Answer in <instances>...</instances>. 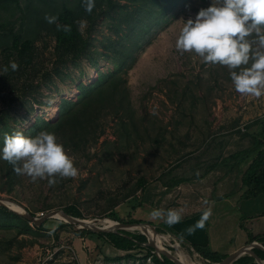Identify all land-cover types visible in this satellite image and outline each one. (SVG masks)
I'll list each match as a JSON object with an SVG mask.
<instances>
[{
	"label": "rangeland",
	"instance_id": "374dc122",
	"mask_svg": "<svg viewBox=\"0 0 264 264\" xmlns=\"http://www.w3.org/2000/svg\"><path fill=\"white\" fill-rule=\"evenodd\" d=\"M64 2L75 6L74 0ZM115 2L111 15L101 16L90 29L85 20L80 22L89 41L88 55L58 63L59 75L43 77L34 74V67L28 76L0 78V141L17 129L31 137L26 130L38 119H57L62 99L76 100L78 86L92 83L123 61L130 104L124 117L133 122L125 125L114 115L103 114V132L96 141L75 152L66 146L77 177L57 178L54 186L47 179L32 182L15 173L8 187L7 170L0 168V195L36 210L38 216L69 205L82 213L81 219L107 216L111 210L119 217L131 213L132 218L158 227L156 235L164 242L161 234L170 235L171 241L164 246L183 262L188 263V256L181 252H187L199 264H213L199 257L188 240L167 231L162 220L152 219L150 212L175 209L179 199L191 198V183L201 175L215 182L223 171L229 173L226 181L239 178L235 170H226L229 165L223 161L250 145L251 137L245 134L259 130L264 96L238 93L226 67L201 63L194 52L177 51L176 40L185 21L195 18L211 0ZM36 3L20 0L22 7ZM0 14L4 19L9 15L2 10ZM34 44L35 65L49 71L54 59L52 35H35ZM208 182L205 189L210 190ZM216 187V193L225 192L219 182ZM46 206L51 208L43 209ZM27 222L29 228L0 213V264H154L142 248L123 251L94 234L79 236L61 218L46 219L42 229ZM173 244L182 251L175 252Z\"/></svg>",
	"mask_w": 264,
	"mask_h": 264
},
{
	"label": "trees",
	"instance_id": "16d2710c",
	"mask_svg": "<svg viewBox=\"0 0 264 264\" xmlns=\"http://www.w3.org/2000/svg\"><path fill=\"white\" fill-rule=\"evenodd\" d=\"M36 1L37 3L34 5L30 6L26 4L25 7H22L20 0H0V12L2 10L4 13H9L7 19L2 18L0 14V69L2 71L3 68L8 67L6 73L2 71L0 75L1 79L11 80L16 75L28 76L30 74L29 69L34 70V67L36 69L34 74L41 73L43 77L45 75L51 76L52 74L59 75L58 63H64L67 60H74L83 55L84 57L88 55V48H90L89 41L80 28V22L85 20L90 29L101 16L111 15L116 6L115 0H95V8L89 14L84 9L83 0H74V7L68 6L64 0H59V3L63 1L61 5L57 3V0ZM15 12L18 13L14 14ZM46 14L57 15L58 23L71 25V32L58 31L56 24H49L44 19ZM43 32L46 35H52L54 40L51 51L54 56L53 67L49 71L45 70L42 65H35L36 45L34 44V38L35 35H41ZM12 60H15L19 64L17 71L11 70L9 62ZM124 62H121L114 70L100 74L92 83L78 86L76 100L62 99L59 115L54 122L38 119L26 132L31 133V137H34L41 130L54 132L57 137H63L58 140L60 142L64 141L65 148L67 146L71 151L75 152L85 149L90 141H96L101 135L103 132L101 120L103 114L110 113L119 118L120 122H124L125 125L127 124L125 122H133L131 117H124L127 111H130L127 77L125 75L126 71L123 69ZM115 63L117 64L118 62ZM7 76L9 77L6 78ZM258 129L254 134H245L251 137L249 147L227 156L235 161L232 168L238 169L241 183L246 187L243 194L244 198L256 197L260 194L264 195V119L258 123ZM65 140L68 142L66 143ZM0 142V149H2L3 140ZM0 162L2 163L0 168H6L7 170L8 178L6 183L10 187L14 183L16 176L13 166L3 159H0ZM242 162L245 165L244 168H240V166H243L241 165ZM141 179H138L140 186L143 185L140 182ZM133 198L138 202V205H142L138 197L133 195ZM50 208V206H46L43 209ZM63 210L74 217H82V213L74 206H65ZM30 212L36 214V210ZM0 213L16 218L22 223L23 227L29 228L27 220L11 212L6 207L0 206ZM107 216L126 223L142 222L141 220L132 218L131 213L119 217L117 212L111 210ZM163 226L167 231L177 235L174 228L166 224ZM42 227L43 225L39 227L35 226L34 228L42 229ZM156 229L158 232L160 231L158 227ZM120 232H100L87 229L75 230V233L79 236L94 234L114 248L123 251L142 248L154 264H174L164 256L159 258L153 252V248L147 245L148 240L145 235L125 230H121ZM257 238L261 239L260 236L255 235L249 236L248 240L252 241ZM169 244L171 245V243ZM173 245L176 247V251L181 249L176 244ZM191 246L202 258L211 263L218 262L226 256V254L214 251L204 244L191 243ZM253 251L264 260V250L257 248ZM188 259L192 260L189 256L185 258L187 262ZM233 264L258 263L252 256L244 254L235 260Z\"/></svg>",
	"mask_w": 264,
	"mask_h": 264
},
{
	"label": "clouds",
	"instance_id": "9594fccd",
	"mask_svg": "<svg viewBox=\"0 0 264 264\" xmlns=\"http://www.w3.org/2000/svg\"><path fill=\"white\" fill-rule=\"evenodd\" d=\"M83 6L91 14L95 0H83ZM44 19L56 24L58 31L72 30L71 25L58 23L57 15L46 14ZM175 47L181 54L194 52L201 63L226 67L238 93L254 98L264 96V0H211L195 18L185 21ZM9 64L12 71L19 69L15 60ZM2 71L6 73L8 67ZM0 159L11 164L17 175L27 176L32 182L47 179L49 186L57 184V178L78 175L74 159L63 143L47 130L39 131L34 137L19 129L5 133ZM202 203L206 207L200 219L186 229L189 235L202 230L212 216L210 202L205 199ZM150 216L172 227L182 221L183 212L156 208Z\"/></svg>",
	"mask_w": 264,
	"mask_h": 264
},
{
	"label": "crops",
	"instance_id": "0c3cea01",
	"mask_svg": "<svg viewBox=\"0 0 264 264\" xmlns=\"http://www.w3.org/2000/svg\"><path fill=\"white\" fill-rule=\"evenodd\" d=\"M247 147L249 146L244 149ZM223 162L229 165L226 170H235L239 174L238 169L232 168L235 164L234 160ZM243 162L240 168H244ZM228 174H224L223 171L217 177L219 185H223L225 191L223 193H216L217 182L213 181V178L204 179L201 175L194 183L191 181L194 186L190 192L192 197L186 201L184 198L179 199L175 205V209L182 210L183 219L174 225V230L179 238L186 239L190 243L208 245L212 250L226 255L252 241L257 242V247L253 250L257 248L264 250V195L244 198L246 187L240 182V175L239 178L234 177L226 181ZM208 180L212 183L210 190L205 189L209 184ZM205 199L210 202L212 216L202 230L198 229L194 234L189 235L186 229L200 219L206 207L202 203ZM229 232L234 235L228 234ZM255 235L260 236L261 239L248 240L249 236Z\"/></svg>",
	"mask_w": 264,
	"mask_h": 264
},
{
	"label": "water",
	"instance_id": "95a60500",
	"mask_svg": "<svg viewBox=\"0 0 264 264\" xmlns=\"http://www.w3.org/2000/svg\"><path fill=\"white\" fill-rule=\"evenodd\" d=\"M3 200L10 201L11 203L18 206L19 209L8 206ZM0 206L6 207L11 212L16 213L17 215L23 217L24 219H26L27 221L31 222L32 224L36 226L43 223L46 219L55 217L54 215L58 213L66 220L65 222L71 224L75 230L87 229V230H94V231H100V232H114V233H121L120 232L121 230H125V231L137 230L139 231V233L147 237V240H148L147 245L153 248V252L159 258L164 256L170 259L174 264H184L179 258L172 255L170 253V250H168L165 246L164 248L157 246L155 240L147 234L145 228H150L154 234H160V233L157 231L156 229L157 227L154 224H151L149 222L126 223V222H121L118 220L111 219L110 217H107V216L95 217L91 219H87V218L79 219L78 217H74L66 213L63 210V208L49 210L46 213H43L40 216H38L36 214H32L26 207H24L20 203L12 199H9L7 197H3L1 195H0ZM105 219L111 221L112 225L105 227L102 224ZM256 243H257L256 241H252L234 250L233 252H230L220 261L215 262L213 264H233L235 260H237L240 256L244 254H248L252 256L258 264H264V260H262L259 256H257V254H255V252L253 251V248L257 247Z\"/></svg>",
	"mask_w": 264,
	"mask_h": 264
},
{
	"label": "bare ground",
	"instance_id": "6f19581e",
	"mask_svg": "<svg viewBox=\"0 0 264 264\" xmlns=\"http://www.w3.org/2000/svg\"><path fill=\"white\" fill-rule=\"evenodd\" d=\"M8 206H11V207H13V208H16V209H19L18 208V206H16L15 204H13V203H11L10 201H5V200H3ZM55 217H57V218H61L62 220H65L61 215H59L58 213L57 214H55L54 215ZM79 219H81V218H79ZM78 220V219H77ZM66 221V220H65ZM105 227H108V226H110V225H112V222L111 221H109V220H107V219H105L104 221H103V223H102ZM146 229V232H147V234L149 235V236H151L154 240H155V242H156V244H157V246L158 247H163L164 248V244H166L168 241H171L170 240V238H168V237H170V235H168V234H161L163 237H164V239H166L167 241H163L162 239H159L158 237H157V235L156 234H154L153 232H152V230L150 229V228H145ZM161 236V237H162ZM169 239V240H168ZM182 249V248H181ZM178 250V251H176V252H181L182 250ZM171 253V252H170ZM172 254V253H171ZM181 254H183L182 256H189V254L187 253V252H181ZM172 255H175V254H172ZM195 255H197V254H195ZM199 257H201V256H199ZM201 259V258H200ZM182 261V260H181ZM183 262V261H182ZM184 264H199V262L198 261H196V260H189L188 259V263H185V262H183Z\"/></svg>",
	"mask_w": 264,
	"mask_h": 264
}]
</instances>
